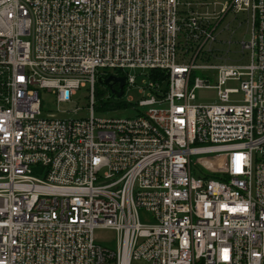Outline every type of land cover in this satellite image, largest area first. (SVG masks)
I'll use <instances>...</instances> for the list:
<instances>
[{"label": "built area", "instance_id": "built-area-1", "mask_svg": "<svg viewBox=\"0 0 264 264\" xmlns=\"http://www.w3.org/2000/svg\"><path fill=\"white\" fill-rule=\"evenodd\" d=\"M106 70L146 73L135 116H94ZM80 88L88 116H43ZM133 261L264 264V0H0V264Z\"/></svg>", "mask_w": 264, "mask_h": 264}, {"label": "rangeland", "instance_id": "rangeland-1", "mask_svg": "<svg viewBox=\"0 0 264 264\" xmlns=\"http://www.w3.org/2000/svg\"><path fill=\"white\" fill-rule=\"evenodd\" d=\"M220 9H218L219 11ZM226 27H229L231 35L228 31H225ZM247 30L249 33V26L247 27L245 15L240 13L236 16L232 14H227L223 21L220 23L217 31L218 43L212 46L213 50L225 51L227 46L226 41H231L232 45L230 50L232 52V61H238L242 57L240 54V48L238 43L248 38ZM245 63V59L241 60ZM106 74L119 75L115 71L106 70ZM130 74L135 76V85L132 87L125 86L124 93L120 98L115 97L110 94L105 86L96 83V95H95V106H94V116L96 118L104 119H124L128 117H133L136 115V111L131 110V106H127V102L131 99L133 107H137V103L145 99V95L141 93V89L146 87L149 83L146 73L140 71H133ZM121 76V75H120ZM228 89H237L238 84L232 83L227 85ZM40 99L42 101V114L46 116L51 112H54L59 117H86L89 112L88 103V93L87 88H80L76 91L75 96L72 97V102L69 104L59 105L56 109L55 103L53 101V96H51L46 91H39ZM198 102L200 104H206L213 102L216 98V94L213 91H198L197 92ZM100 106H103L101 108ZM76 109L81 111L74 113ZM63 112L60 115L59 112ZM68 112V113H66ZM36 175V174H35ZM96 244L102 248L113 249L115 246V235L110 231H96L95 234ZM131 264H148L144 261H133Z\"/></svg>", "mask_w": 264, "mask_h": 264}, {"label": "water", "instance_id": "water-1", "mask_svg": "<svg viewBox=\"0 0 264 264\" xmlns=\"http://www.w3.org/2000/svg\"><path fill=\"white\" fill-rule=\"evenodd\" d=\"M97 82L100 85L107 87L109 90H112V87L115 84H118L119 86L118 90H112L111 92L114 96H116L117 98H120L123 94V87L127 84V78L110 75L107 78L99 77L97 79Z\"/></svg>", "mask_w": 264, "mask_h": 264}, {"label": "trees", "instance_id": "trees-1", "mask_svg": "<svg viewBox=\"0 0 264 264\" xmlns=\"http://www.w3.org/2000/svg\"><path fill=\"white\" fill-rule=\"evenodd\" d=\"M150 75H151V78H153V79H161V78H163L162 73L159 72V71H152L150 73Z\"/></svg>", "mask_w": 264, "mask_h": 264}, {"label": "flooded vegetation", "instance_id": "flooded-vegetation-1", "mask_svg": "<svg viewBox=\"0 0 264 264\" xmlns=\"http://www.w3.org/2000/svg\"><path fill=\"white\" fill-rule=\"evenodd\" d=\"M118 87H119L118 84H115V85L112 87V90H118ZM105 88L109 91L110 94H112V92H111L112 90H109L107 87H105ZM112 95H113V94H112ZM115 97H116V96H115Z\"/></svg>", "mask_w": 264, "mask_h": 264}]
</instances>
